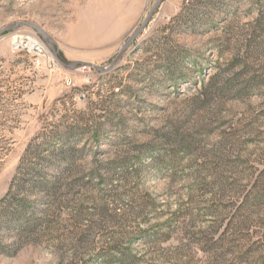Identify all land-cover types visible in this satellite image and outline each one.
<instances>
[{"label": "rangeland", "instance_id": "rangeland-1", "mask_svg": "<svg viewBox=\"0 0 264 264\" xmlns=\"http://www.w3.org/2000/svg\"><path fill=\"white\" fill-rule=\"evenodd\" d=\"M157 1L0 0V264H264V0H162L110 67Z\"/></svg>", "mask_w": 264, "mask_h": 264}, {"label": "water", "instance_id": "water-1", "mask_svg": "<svg viewBox=\"0 0 264 264\" xmlns=\"http://www.w3.org/2000/svg\"><path fill=\"white\" fill-rule=\"evenodd\" d=\"M161 2H162V0H158L156 2V4L153 6L152 10L149 12L148 16L143 21V23L132 32V34L130 35V37L128 38V40L122 46V48H121L118 56L116 57V59L111 63L110 67H113L115 65V63L117 62V60L119 59V57L121 56V54L124 52V50L127 48V46L141 34V32L147 26V24H148V22L150 20V17L152 15V13L161 4ZM32 27L35 28L40 34H42L43 36H45L44 33L39 28L34 27V26H32ZM7 29H10V28H7ZM7 29L1 30L0 33H2L3 31H5ZM53 55H54L56 61L59 63V65L62 66L63 68H65V69L69 70V71L76 70L77 68H79V66H83V67L88 66V67H91V68H94V69L100 70V71L104 70V68L92 66V65H89V64L78 63V62H73V63L65 62V61H63L62 59L59 58V56H58V54L56 52H54Z\"/></svg>", "mask_w": 264, "mask_h": 264}, {"label": "trees", "instance_id": "trees-1", "mask_svg": "<svg viewBox=\"0 0 264 264\" xmlns=\"http://www.w3.org/2000/svg\"><path fill=\"white\" fill-rule=\"evenodd\" d=\"M80 130V129H79ZM82 132V129L80 131L77 130L75 135ZM72 132H68L66 137L70 136L69 134ZM58 151L54 153L56 157H53V162L60 164L61 166H64L63 168H67L70 164H72L74 158L76 157V154L78 153L77 150H75L74 146L68 145L65 148H57ZM127 256H125L126 258Z\"/></svg>", "mask_w": 264, "mask_h": 264}, {"label": "built area", "instance_id": "built-area-1", "mask_svg": "<svg viewBox=\"0 0 264 264\" xmlns=\"http://www.w3.org/2000/svg\"><path fill=\"white\" fill-rule=\"evenodd\" d=\"M40 65V60L39 59H35L34 60V66L38 67Z\"/></svg>", "mask_w": 264, "mask_h": 264}, {"label": "bare ground", "instance_id": "bare-ground-1", "mask_svg": "<svg viewBox=\"0 0 264 264\" xmlns=\"http://www.w3.org/2000/svg\"><path fill=\"white\" fill-rule=\"evenodd\" d=\"M31 46L38 51L40 50L39 46H37L35 43H31Z\"/></svg>", "mask_w": 264, "mask_h": 264}]
</instances>
